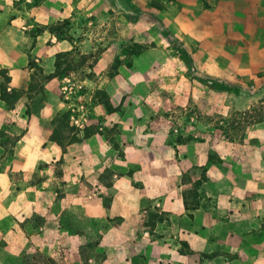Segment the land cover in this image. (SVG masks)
Segmentation results:
<instances>
[{
    "label": "crops",
    "instance_id": "crops-1",
    "mask_svg": "<svg viewBox=\"0 0 264 264\" xmlns=\"http://www.w3.org/2000/svg\"><path fill=\"white\" fill-rule=\"evenodd\" d=\"M12 1L0 0V81L4 72L7 91L20 94L12 105L0 94V264L40 255L55 264H264V121L233 137L201 121L229 110L199 107L195 78L178 98L195 102V119L138 105L117 87L123 78H70L65 90L66 74L41 76L55 71L58 53L81 49L86 32L50 26L129 11L137 0H23L33 5L20 15ZM204 2L225 20L224 65L260 73L245 80L264 90V0H175L146 14L167 32L195 34ZM97 88L115 110L90 98ZM81 104L87 120L78 125ZM63 114L70 129L56 140Z\"/></svg>",
    "mask_w": 264,
    "mask_h": 264
},
{
    "label": "rangeland",
    "instance_id": "rangeland-1",
    "mask_svg": "<svg viewBox=\"0 0 264 264\" xmlns=\"http://www.w3.org/2000/svg\"><path fill=\"white\" fill-rule=\"evenodd\" d=\"M22 1L13 0L10 3L14 15L24 11L23 5L31 9L32 2L23 4ZM154 1L164 8L175 0ZM150 2L137 0L129 11L120 8L110 10L104 16H88L80 20L67 18L51 25L50 29L62 36H68L75 26H80L86 32L82 37L87 41L82 43L81 49L77 46V50L68 57L75 68L65 74L70 78H123L119 79L117 87L125 91L129 89L138 105L165 104L175 110L174 114L178 117L190 114L194 119L199 110L195 102H182L178 98L183 97L188 90L189 84L185 78H195L193 81L196 82L199 107L211 112L215 109L229 110L227 114L215 112L213 115H204L200 117L201 121L210 123L214 129L220 128V131L231 137L237 136L240 129H234L233 120H241L242 112L253 106L264 107V90L259 82L256 83L255 79L245 80L261 74L247 77L237 71L238 67L224 65L223 46L229 42L224 32L225 20L212 10H206L209 5L207 2L200 5L203 15L199 20V32L195 34L167 32L159 24L153 23L146 14V8L153 7ZM123 12L125 16L121 14ZM133 41L150 46L133 55L127 51V46ZM107 48L108 51L104 53ZM101 56L103 59L99 61ZM116 63L117 70L113 68ZM210 86L214 88L213 91ZM202 88L208 93L201 92ZM99 91L104 90L97 88L92 95H88L96 101L102 100ZM247 99L252 101L249 107L244 108ZM83 102L87 105L89 101L83 99ZM181 123L185 121L177 122ZM44 260L45 257L40 255L34 264H44Z\"/></svg>",
    "mask_w": 264,
    "mask_h": 264
},
{
    "label": "trees",
    "instance_id": "trees-1",
    "mask_svg": "<svg viewBox=\"0 0 264 264\" xmlns=\"http://www.w3.org/2000/svg\"><path fill=\"white\" fill-rule=\"evenodd\" d=\"M150 3L156 9H162L163 8L162 4H160L159 2H156L154 0H151ZM50 27H52V26H50ZM51 30H53V29H51ZM149 46L150 45L147 43L133 41V42H131V44H129L127 46V51L130 54L137 55V54L141 53L142 51L147 50L149 48ZM71 54H72V52L58 53L56 55L55 71L49 75L41 76L42 79L51 78V77L57 76V75L60 76V75L65 74L68 71L73 70L75 68V66L70 64V60L68 58ZM29 64H30V62H29ZM117 67H118V63L114 64L113 68L115 70H117ZM3 73L4 72H1L3 79L0 81V94H1V97L5 101H7V103L9 105H12L13 101L15 100V98L17 96H19L20 93L15 92V91H7L4 82L7 81L8 78H6ZM38 90L40 92L43 90L42 85L38 86ZM98 93L101 94L100 96L102 98V100H99L98 102L102 103L105 106V108L107 109V111H109V112L115 110V108H113L112 105L110 104L109 97L106 94V92L105 91H101V92L99 91ZM260 103H262V101H260ZM242 114H243V118L241 120H239V121L233 120V122L235 124L234 129H236V128L240 129L239 133L237 135H240L241 131L244 129V127L246 125H249V124L255 123V122L264 121V107H262V106H259V107L253 106V108H250V109L243 111ZM69 129H70V127H69L68 122H67V115L66 114L60 115L57 119V124H56V127L52 133V137L55 138L56 140H58L63 135L62 131L69 130ZM93 131H94V128H85L84 129V135L86 136L90 132H93ZM74 139H76L75 136H72V137H70L69 140H74ZM201 179H202V177H200V179L198 181L194 182V184H199ZM189 205L194 207L195 202H191ZM42 262L44 264L45 263L55 264L49 258H45V260Z\"/></svg>",
    "mask_w": 264,
    "mask_h": 264
},
{
    "label": "built area",
    "instance_id": "built-area-1",
    "mask_svg": "<svg viewBox=\"0 0 264 264\" xmlns=\"http://www.w3.org/2000/svg\"><path fill=\"white\" fill-rule=\"evenodd\" d=\"M64 81H65V85H64V89L65 90H73L74 89V86H75V83H74V80L70 79V76H65L64 77ZM77 93V91H76ZM78 100H83V96L81 94V92L78 91ZM79 111L81 113V115H79V117H75L73 119L74 123L78 124V125H82L84 123H86V120H87V113H86V106L84 104H81L79 106Z\"/></svg>",
    "mask_w": 264,
    "mask_h": 264
}]
</instances>
